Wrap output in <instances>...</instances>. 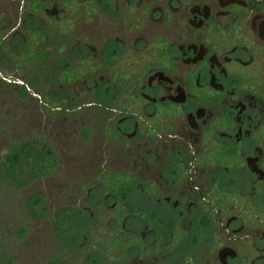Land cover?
Wrapping results in <instances>:
<instances>
[{"label": "flooded vegetation", "instance_id": "flooded-vegetation-1", "mask_svg": "<svg viewBox=\"0 0 264 264\" xmlns=\"http://www.w3.org/2000/svg\"><path fill=\"white\" fill-rule=\"evenodd\" d=\"M3 148L46 264H264V0H0Z\"/></svg>", "mask_w": 264, "mask_h": 264}, {"label": "rangeland", "instance_id": "rangeland-1", "mask_svg": "<svg viewBox=\"0 0 264 264\" xmlns=\"http://www.w3.org/2000/svg\"><path fill=\"white\" fill-rule=\"evenodd\" d=\"M56 149V156L64 159L68 152L62 146H57ZM5 151L4 148L0 149V165L6 167L2 159L8 154ZM5 172L6 170H2L0 175V264H46L58 250L51 225L49 221L39 222L27 214L22 205L26 197L31 196V192L35 190L27 192L22 183L13 182ZM66 174L73 173L67 171ZM47 205H51L46 213V217L50 218L56 205L52 202H47Z\"/></svg>", "mask_w": 264, "mask_h": 264}, {"label": "trees", "instance_id": "trees-1", "mask_svg": "<svg viewBox=\"0 0 264 264\" xmlns=\"http://www.w3.org/2000/svg\"><path fill=\"white\" fill-rule=\"evenodd\" d=\"M48 156H51V153L50 152H48V153L44 152L43 158L45 161V167H44L45 174L47 173L48 170H50L52 168V166L55 163V161L52 158H49ZM57 224H58L57 229H56L57 237H59V239H61L62 241L66 240V239L68 240V236L71 233L69 215L64 213L63 218H60L59 221H57ZM62 255H65V254L62 253Z\"/></svg>", "mask_w": 264, "mask_h": 264}]
</instances>
